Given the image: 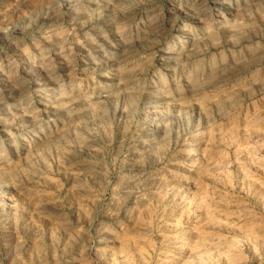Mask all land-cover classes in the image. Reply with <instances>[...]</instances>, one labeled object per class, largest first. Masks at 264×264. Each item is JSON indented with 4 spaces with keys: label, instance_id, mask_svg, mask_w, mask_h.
<instances>
[{
    "label": "rangeland",
    "instance_id": "rangeland-1",
    "mask_svg": "<svg viewBox=\"0 0 264 264\" xmlns=\"http://www.w3.org/2000/svg\"><path fill=\"white\" fill-rule=\"evenodd\" d=\"M86 1L0 0V264H264V0Z\"/></svg>",
    "mask_w": 264,
    "mask_h": 264
},
{
    "label": "bare ground",
    "instance_id": "bare-ground-1",
    "mask_svg": "<svg viewBox=\"0 0 264 264\" xmlns=\"http://www.w3.org/2000/svg\"><path fill=\"white\" fill-rule=\"evenodd\" d=\"M84 1H85V0H84ZM87 1H88V0H87ZM87 1H86V2H87ZM93 1H94V0H93ZM100 1H101V0H100ZM206 1H207V0H206ZM216 1H217V0H216ZM64 3H65V2H64ZM95 3H96V2H95ZM102 3H103V2H102ZM217 3H218V2H217ZM227 3H229V2H227ZM83 4H84V3H83ZM83 4H82V5H83ZM85 4H86V3H85ZM90 4H91V3H90ZM90 4H88V5H90ZM108 4H109V3H108ZM200 4H201V3H200ZM220 4H221V3H220ZM224 4H225V3H224ZM224 4H223V5H224ZM229 4H230V3H229ZM64 5H65V4H64ZM75 5H77V4H75ZM88 5H87V6H88ZM104 5H105V4H104ZM198 5H199V4H198ZM217 5H218V4H217ZM84 6H86V5H84ZM221 6H222V5H221ZM227 6H228V5H227ZM216 7H217V6H216ZM219 7H220V6H219ZM63 8H64V7H63ZM201 8H202V7H201ZM70 9H71V8H70ZM76 9H77V8H76ZM221 9H222V8H221ZM219 10H220V9H219ZM226 10H227V9H226ZM202 11H203V10H202ZM232 11H233V10H232ZM58 12H59V11H58ZM73 12H74V11H73ZM76 12H77V11H76ZM197 12H199V11H197ZM211 12H212V11H211ZM74 13H75V12H74ZM195 13H196V11H195ZM223 13H224V12H223ZM3 14H4V13H3ZM196 14H197V13H196ZM196 14H195V15H196ZM208 14H209V13H208ZM193 15H194V14H193ZM206 15H207V14H206ZM200 20H201V19H200ZM185 54H186V53H185ZM186 55H187V54H186ZM184 57H185V56H184ZM166 61H167V60H166ZM32 75H33V74H32ZM29 78H30V76H29ZM56 90H57V89H56ZM59 93H60V92H59ZM49 95H50V94H49ZM47 97H48V96H47ZM55 97H56V96H55ZM53 100H54V99H53ZM51 101H52V100H51ZM20 102H21V100H20ZM20 102H18V103H20ZM22 102H23V101H22ZM22 102H21V103H22ZM49 103H50V102H49ZM15 105H17V104H15ZM170 196H171V195H170ZM176 198H177V197H176ZM218 226H219V224H218ZM261 226H262V225H261ZM215 227H216V226H215ZM258 227H259V226H258ZM253 229H254V227H253ZM250 230H252V229H250ZM254 230H256V229H254ZM243 234H244V233H243ZM240 235H241V233H240ZM256 235H257V234H256ZM245 237H246V236H245ZM256 237H257V236H256ZM240 240H242V239H240ZM240 240H238V242H239ZM208 242H209V241H208ZM211 242H212V241H211ZM243 242H244V241H243ZM243 242H242V243H243ZM255 242H256V241H255ZM206 243H207V242H206ZM212 243H213V242H212ZM222 243H223V242H222ZM244 243H246V241H245ZM253 243H254V242H253ZM257 243H258V242H257ZM260 243H261V242H260ZM204 244H205V243H204ZM210 244H211V243H210ZM214 244H215V242H214ZM217 244H218V242H217ZM249 244H250V243H249ZM212 245H213V244H212ZM236 245H237V244H236ZM236 245L234 244V246H236ZM189 247H190V246H189ZM250 247H252V245H251ZM193 248H194V246H193ZM251 249H252V248H251ZM192 250H193V249H192ZM195 250H197V249H195ZM203 250H206V251H207V249H203ZM203 250H201V251H203ZM227 250H228V249H227ZM190 251H191V250H190ZM190 251H189V252H190ZM219 251H220V250H219ZM219 251H218V252H219ZM212 252H213V251H212ZM194 253H195V252H194ZM190 254L193 255V253H190ZM211 254H212V253H211ZM232 254H233V253H232ZM232 254H231V255H232ZM202 255H203V254H202ZM190 256H191V255H190ZM206 259H207V258H206ZM197 260H198V259H197ZM221 260H222V259H221ZM200 261H201V260H200ZM209 262H210V261H209ZM215 262H216V261H215ZM223 262H224V261H223ZM193 263H194V262H193ZM188 264H189V263H188Z\"/></svg>",
    "mask_w": 264,
    "mask_h": 264
}]
</instances>
